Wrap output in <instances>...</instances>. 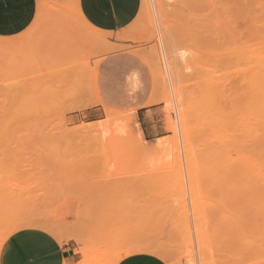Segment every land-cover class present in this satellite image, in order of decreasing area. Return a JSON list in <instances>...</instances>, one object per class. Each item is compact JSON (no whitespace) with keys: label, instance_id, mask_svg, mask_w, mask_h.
<instances>
[{"label":"rangeland","instance_id":"obj_1","mask_svg":"<svg viewBox=\"0 0 264 264\" xmlns=\"http://www.w3.org/2000/svg\"><path fill=\"white\" fill-rule=\"evenodd\" d=\"M162 4L169 39L198 56L193 79L182 78L184 85L188 82L184 92L198 100L203 85L215 83L210 111L204 114L216 113L234 125L223 137H213L209 122L203 125L210 131L204 135L203 129L195 139L199 174L191 170L198 175L190 178L184 158L176 167L166 157L175 137L168 121L177 122L178 115L163 101L152 63L159 43L140 14L129 28L111 33L79 18L84 16L78 0H38L37 17L24 33L0 37V264H18L20 249L36 240L26 234L33 228L61 242L74 240L78 250L72 264L84 260L78 240L88 255H98L93 264H120L136 255L189 264L190 253L198 264L196 205L206 214L204 222L201 214L195 217L205 231L208 226L206 233L218 236L217 217L228 225L221 221L224 231L219 225L223 238L209 237L212 248L205 246V264H264V201L257 205L254 199L264 195V172L257 174L259 180L247 177L249 170L264 167V143L257 134L262 137L264 127L246 132L251 115L236 100L247 91L244 76L264 63V0ZM134 72L139 75L136 86L130 79ZM146 108L153 109L147 117ZM241 158L251 166L241 164ZM227 162L236 169H227ZM215 164L219 174L215 169L207 176ZM222 179L250 195L231 202L216 188ZM192 193L200 205L192 206ZM185 210L188 214L182 215ZM185 216L189 221L184 222ZM184 223H189L193 243ZM186 237L194 249L184 246Z\"/></svg>","mask_w":264,"mask_h":264},{"label":"bare ground","instance_id":"obj_2","mask_svg":"<svg viewBox=\"0 0 264 264\" xmlns=\"http://www.w3.org/2000/svg\"><path fill=\"white\" fill-rule=\"evenodd\" d=\"M162 1L163 0H142V12L140 13V18L143 22V24H145V27L149 30H146V31H150L152 33H150V37L151 38H155L157 39L158 43H159V49H155V51H153V60H152V55H151V60H152V63L155 65H157V67H155L154 69L157 71H155L156 73V77L159 81V83H161V87L163 88L162 90H160L161 92H164L163 94H165L163 97V101L165 102L166 106H168V111L172 110L173 108H175V111L178 115V120L177 122L174 121L172 118H169V121H168V130L170 132H173L175 135L174 139H173V143H172V150L170 149L169 152H167L166 154V157L170 156L169 158L171 159V162H172V165L173 166H180L181 165V161H182V158H184L185 160V163H186V168L188 170V176L191 178L193 176V174H195L196 172L198 173V171H196V169H198V161L200 159V155L196 154V149H195V146H194V142H195V139L196 138H200L202 136V133L204 135L206 134V132L208 133V131L210 130H207L206 128L204 129L203 128V125L210 127L211 130H212V134H215L213 137H217V136H222L225 132H227V129L232 127L234 124L232 123V121H229L231 123H224L226 122L223 118V116L221 115H218V114H214L213 113V116L212 114L207 113V114H204V111L206 110V112L210 111V109H208V103H211V100L208 98L209 95L211 94V89L212 87H214L213 89L216 90L217 87L215 86V83L214 84H210V86H206V85H203V94L202 95V98L199 97L198 100L197 98L194 99V97H192L191 95L188 96L187 92L185 93L184 91H187V84L188 82L185 83L184 85V81L182 83V78L184 77V79L186 80V76H191V79H193L192 76H194L197 72V57L196 55L193 53V52H189V49L186 50V49H182L177 41H175L174 39L173 40H170L172 39V37L170 38L169 35L167 34V32L169 33V29H168V24H167V14H165V6H163L164 4H162ZM169 2H174L176 0H167ZM166 2V1H165ZM70 11V10H69ZM79 15V14H78ZM83 18L84 21L87 22V20L82 17V16H79V18ZM88 23V22H87ZM89 24V23H88ZM170 38V39H169ZM150 39V38H149ZM157 46V45H156ZM196 49V48H194ZM199 51V50H198ZM150 52V50H149ZM105 53V52H103ZM150 54V53H149ZM150 60V59H149ZM263 62V61H262ZM260 64V63H258ZM153 65V66H154ZM263 66L260 67V69L255 72H252V74H249L247 76H244L245 78H243V81L245 83V85L247 86V91L242 93L236 100L238 102V105H242L243 108H245L247 110V112L251 115V125L248 126V128H246V132H250V133H253V126L254 128H258L255 130L258 131L259 129L263 128L264 127V63L262 64ZM258 67V66H257ZM263 67V68H262ZM253 68V67H252ZM250 69V68H249ZM200 71V69H199ZM198 71V72H199ZM251 71V70H250ZM212 77V76H211ZM210 77V79H211ZM195 78V77H194ZM214 78V77H213ZM131 81H132V85H137L139 83V75L138 73L134 72L131 77H130ZM198 79V78H197ZM190 81V79H188ZM206 80H207V77H206ZM209 80V79H208ZM201 82H203L201 80ZM209 82V81H208ZM212 81H210L211 83ZM214 82V81H213ZM212 82V83H213ZM158 81H157V84L159 85ZM197 83V82H196ZM213 85V86H212ZM186 88H185V87ZM202 86V85H200ZM160 87V86H159ZM158 87V88H159ZM189 87V86H188ZM157 88V89H158ZM185 88V89H184ZM213 89H212V93H213ZM198 97V96H197ZM173 98V99H172ZM210 101V102H209ZM156 102V99L155 100H151L149 102V105L151 104H155ZM174 102V103H173ZM213 104V103H212ZM217 104V103H216ZM174 105V107H173ZM207 107V108H206ZM210 108V107H209ZM212 109V108H211ZM213 112V111H212ZM211 112V113H212ZM211 115V116H207V115ZM216 115V116H214ZM218 115V116H217ZM220 116V118H219ZM170 117V116H169ZM205 119V120H204ZM207 120V121H206ZM209 122V124H207ZM207 124V125H206ZM230 125V126H229ZM204 129V130H203ZM231 129V128H230ZM203 130V132H201ZM207 130V131H206ZM262 130V129H261ZM216 131V133L214 132ZM219 133V135H218ZM223 133V134H222ZM211 134V133H210ZM222 134V135H221ZM258 136V140H259V143H264V134L263 136L261 137V134H259V132H257ZM179 136V141L181 142V148H179V145H178V137ZM232 136V135H231ZM114 137V136H112ZM119 137V136H118ZM223 137V136H222ZM120 138V137H119ZM119 138H115L116 140L114 141H117V142H120ZM219 139H223V138H219ZM161 142H164V141H161ZM170 142V141H168ZM204 142V141H203ZM257 143V142H256ZM209 144V143H208ZM206 144V145H208ZM165 145V144H164ZM170 145V144H169ZM217 145V144H216ZM159 146L160 148L162 147L161 146V143H159ZM158 146V147H159ZM260 147V146H259ZM159 149V148H157ZM164 149V148H163ZM168 149H169V146H168ZM179 149H181L180 151H182V155L180 154L181 152H179ZM155 150V149H154ZM153 150V151H154ZM166 150V149H165ZM157 152V150L155 151ZM198 152V151H197ZM222 152H224L222 150ZM154 153V152H152ZM221 152H219L220 154ZM159 154V152H158ZM202 155V154H201ZM221 155V154H220ZM225 155V154H223ZM203 156V155H202ZM231 156V155H230ZM222 157V156H221ZM232 157V156H231ZM243 157V156H242ZM220 159V158H218ZM223 159V158H221ZM225 159V158H224ZM231 160L233 158H230ZM235 159V158H234ZM233 159V160H234ZM239 159V158H238ZM242 160L240 161L241 164H244L245 166H248L250 167L251 164L250 162L246 159V158H241ZM236 160V159H235ZM161 161H162V158H161ZM165 161V160H164ZM168 161V160H167ZM237 161V160H236ZM169 162V161H168ZM170 162V163H171ZM206 162V161H205ZM220 162V160H219ZM223 163H225V160L222 161ZM234 162V161H233ZM239 162V161H238ZM237 162V163H238ZM200 163V161H199ZM235 163V162H234ZM234 163H229L227 162V169L229 170H235L236 169V166L234 165ZM177 164V165H176ZM211 165H214L212 164V162H210ZM226 164V163H225ZM202 165V164H201ZM206 165V168H207V165L208 163L205 164ZM203 166V165H202ZM198 167V168H197ZM215 167V168H214ZM158 168V166H157ZM214 168V170L212 169ZM160 169V167L158 168ZM165 169V168H164ZM209 170L211 169V172H208L207 171V176H210L209 173H211L213 175V171H216L219 169L216 168V164L215 166H212V167H209L208 168ZM191 170H195L196 172H191ZM201 170V169H200ZM225 170V169H224ZM201 172V171H200ZM213 172V173H212ZM264 172V167L263 165H259L258 168L256 169H252V170H249V173L247 175L248 178L250 179H253V180H256L257 178V174H261ZM193 173V174H191ZM196 173V174H197ZM206 173V171H205ZM221 173H223L221 171ZM220 173L219 177L220 179L222 178V176L226 175L227 177H229V172L228 170H225V173L222 175ZM195 174V175H196ZM199 174V173H198ZM197 174V175H198ZM216 174V173H215ZM217 174H219V172L217 171ZM192 175V176H191ZM195 175L194 177H192V179L195 178ZM206 175V174H205ZM222 175V176H221ZM217 176V175H216ZM213 177V176H212ZM218 177V178H219ZM211 178V177H210ZM215 178V175L214 177ZM196 179V178H195ZM226 180V179H225ZM222 179V181H224V183L221 181H218V183L216 182V184H220L221 183V186L220 185H216V188L220 187L219 189L222 190L220 193L225 195L224 197L226 199L229 198V200L232 202L233 199L234 201L233 202H237L238 203V200L241 198L240 195H243L242 197L245 196V198L248 195V193H242L241 194V186H238V184H232L230 183V181H225ZM232 180V179H231ZM257 180H259V178H257ZM215 181H216V178H215ZM226 182V183H225ZM195 183V182H194ZM214 183V182H213ZM197 185V182L195 183ZM210 184V183H209ZM212 184V183H211ZM200 184H198L197 186H199ZM202 185V184H201ZM246 186H250V183H246L245 184ZM179 186V185H178ZM193 185L191 184L190 185V188H192ZM223 187V189H222ZM179 188V187H178ZM183 188L181 187V190ZM194 189V188H193ZM201 189V187H200ZM224 189H227L226 191H228L227 193L229 194H224L223 193V190ZM244 189V188H243ZM178 190V189H177ZM185 191V190H184ZM224 191V192H226ZM179 194H177V196L179 195L180 197V190L178 191ZM197 194V193H196ZM199 194V193H198ZM258 194V193H256ZM188 195V194H187ZM200 195H201V192H200ZM199 195V196H200ZM237 197H235V196ZM247 195V196H246ZM186 196V195H185ZM228 196V197H227ZM252 196V195H251ZM256 196V195H255ZM184 197V196H182ZM181 197V199H182ZM190 197V196H189ZM196 195L194 193H192V196L190 197L192 199V206H195L198 202L199 204V199L197 200L196 199ZM201 197V196H200ZM234 197V198H233ZM254 197V196H253ZM252 197V198H253ZM232 198V199H231ZM256 198V199H255ZM179 199V198H177ZM184 199V198H183ZM195 199L197 200L195 202ZM255 200V203L257 205L261 204L263 201H264V195H257L256 197H254ZM179 201V200H178ZM254 201V200H253ZM235 202V204H237ZM185 203V207L183 205V207L186 209V201L184 202ZM183 203V204H184ZM196 203V204H195ZM182 203H180L181 205ZM200 205V204H199ZM200 207V206H199ZM180 208L182 209V207H179L178 210H180ZM183 208V209H184ZM183 209L181 212H183ZM198 209H199V213H198ZM261 209V208H260ZM193 210V209H192ZM196 211L195 214L196 216H194V222H195V225H194V230H195V242H196V250H197V254H198V264H205L204 262V258L202 257V254H204L205 250L209 247V248H212V246L210 245L211 243V238H209L210 236H212V241L213 239L216 237L219 239L223 238L221 232H223L224 230L221 228L224 226L222 224L225 225V221L223 222L222 219L220 217H217L218 221L217 224L219 223L220 228H219V225L216 226V229L218 230V233L215 234V235H218V236H215L211 233H206L208 230V224L206 225L207 226V229L205 231V226L204 224L202 225L201 223H203V218L202 216L206 215V214H203V212H201V207L200 208H197V205H196V208H195ZM205 210V208H204ZM186 211V210H185ZM184 211V212H185ZM188 211V210H187ZM187 211L185 213H181L182 215L183 214H188ZM206 211V210H205ZM201 212V213H200ZM199 214L200 215V223L197 224V221L198 219L196 220V218H199ZM188 216V215H187ZM203 216V217H204ZM184 217V216H183ZM186 217V216H185ZM196 217V218H195ZM190 218V217H189ZM189 218H182L184 220V222H186ZM220 218V219H219ZM181 219V220H182ZM186 219V220H185ZM205 219V217H204ZM207 219V218H206ZM182 220V221H183ZM196 220V221H195ZM181 221V222H182ZM189 221V220H188ZM207 220H205L206 222ZM223 223H222V222ZM208 222V221H207ZM209 223V222H208ZM222 223V224H221ZM185 224V223H184ZM183 224V225H184ZM189 223H186V231L188 232V234L186 233V231H184L183 233L181 232L182 236L185 237L183 234H187L188 237L190 238V240H194L190 235V227L188 225ZM200 224V225H199ZM191 225V224H190ZM227 225V224H226ZM226 225H225V228H226ZM24 226V225H23ZM181 226V225H180ZM202 226L204 227V230L202 228ZM228 226V225H227ZM19 227V226H18ZM21 227V226H20ZM30 227V226H28ZM193 227V226H192ZM210 227H211V223H210ZM17 229V228H16ZM211 229V228H210ZM192 230V229H191ZM193 230V231H194ZM182 231V230H181ZM211 231V230H210ZM208 234V235H206ZM9 233V232H8ZM193 235V234H191ZM7 237V236H6ZM5 238V237H4ZM187 238V237H186ZM183 239V238H182ZM185 239V238H184ZM187 240L186 243H188L184 246H188V245H192L193 241L191 240L190 244H189V241H188V238L185 239ZM4 241V240H3ZM78 243L79 244H82L83 247L81 248L80 250V254L83 255L84 257V260L80 263V264H93L94 261L97 260V257L98 255L96 254H91V255H88V252H87V248L86 246L84 245V243L81 241V240H78ZM206 244V245H205ZM190 247L193 248V245ZM205 246H208V247H205ZM189 247V248H190ZM188 248V249H189ZM191 249V248H190ZM194 249V248H193ZM208 250V249H207ZM186 251V250H185ZM193 251V250H191ZM187 252V251H186ZM194 252V251H193ZM129 254H131L129 252ZM196 255V254H195ZM193 253H190L189 256L191 257L190 259V263L191 264H195V258L197 257H194L195 256ZM188 256V257H189ZM189 260V259H188ZM93 262V263H92ZM189 263V264H190Z\"/></svg>","mask_w":264,"mask_h":264},{"label":"crops","instance_id":"obj_3","mask_svg":"<svg viewBox=\"0 0 264 264\" xmlns=\"http://www.w3.org/2000/svg\"><path fill=\"white\" fill-rule=\"evenodd\" d=\"M87 22L97 30L116 33L129 28L137 20L142 0H78ZM38 0H0V37H15L24 33L35 21ZM153 113L146 108L144 114ZM36 237L27 250L20 249L18 264H72L77 256L74 240L61 242L40 229L27 230ZM26 232V231H25ZM24 233V232H23ZM24 235V234H23ZM39 243V244H38ZM24 250V251H23ZM120 264H166L146 255L131 256Z\"/></svg>","mask_w":264,"mask_h":264}]
</instances>
